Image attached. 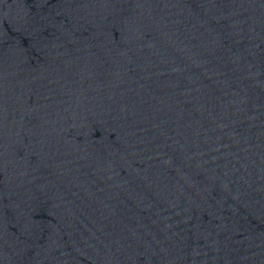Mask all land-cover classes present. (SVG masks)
Instances as JSON below:
<instances>
[{"label":"water","instance_id":"obj_1","mask_svg":"<svg viewBox=\"0 0 264 264\" xmlns=\"http://www.w3.org/2000/svg\"><path fill=\"white\" fill-rule=\"evenodd\" d=\"M0 264H264V0H0Z\"/></svg>","mask_w":264,"mask_h":264}]
</instances>
